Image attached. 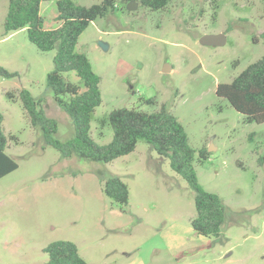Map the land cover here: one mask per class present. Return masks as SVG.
<instances>
[{
    "label": "rangeland",
    "instance_id": "374dc122",
    "mask_svg": "<svg viewBox=\"0 0 264 264\" xmlns=\"http://www.w3.org/2000/svg\"><path fill=\"white\" fill-rule=\"evenodd\" d=\"M135 3L129 10L117 1L79 36L76 49L100 77L90 135L110 141V126L100 128L98 120L115 108L151 112L165 104L189 144L208 152L194 167L203 188L224 204L220 233L192 228L193 190L143 139L109 162L62 157L46 144L7 92L25 88L41 98L57 122L54 137L72 138L73 123L46 85L55 49H37L25 28L6 32L8 0H0V66L17 73L0 76L5 152L17 163L0 177V264H47L43 249L58 239L74 242L89 264H264V122L246 121L215 93L264 53V0H171L159 10ZM39 13L44 28L58 26L56 0L42 1ZM218 33L223 45L199 42ZM113 176L127 184L125 204L103 190Z\"/></svg>",
    "mask_w": 264,
    "mask_h": 264
},
{
    "label": "trees",
    "instance_id": "16d2710c",
    "mask_svg": "<svg viewBox=\"0 0 264 264\" xmlns=\"http://www.w3.org/2000/svg\"><path fill=\"white\" fill-rule=\"evenodd\" d=\"M42 1L46 0H8L4 29L12 32L25 28L29 41L37 49L43 52L55 49L54 67L47 73L46 85L52 91L55 103L70 117L73 137L63 142L54 137L56 120L46 115L42 99L34 98L29 90L22 88L18 94L8 91V97L20 100L29 122L41 129L46 144L58 150L62 157L77 155L91 161L109 162L133 151L137 141L143 139L159 156L169 160L170 168L193 190L195 215L191 219L192 228L201 235L217 236L225 207L216 193L206 191L199 183L194 167L195 161L203 163L208 159V152L204 147L195 149L189 144L183 125L165 104L151 112L135 107L115 108L98 120L100 128L110 126V141L98 143L90 135L91 117L101 102L100 77L86 54L76 49L79 36L91 21L113 10L117 1L125 6L135 1L150 10H159L171 0H101L88 6L74 0H56L58 26L51 29L42 25L39 13ZM261 36L264 38V30ZM69 73L75 80L68 79ZM16 75L0 66L1 77ZM215 93L244 114L246 121L264 122V53L229 82L218 83ZM2 120L0 113V177L17 168L16 161L5 152L10 136L4 133ZM103 190L119 204L128 200L127 184L117 176L109 177ZM43 251L48 256L47 264H89L70 240H54Z\"/></svg>",
    "mask_w": 264,
    "mask_h": 264
},
{
    "label": "water",
    "instance_id": "95a60500",
    "mask_svg": "<svg viewBox=\"0 0 264 264\" xmlns=\"http://www.w3.org/2000/svg\"><path fill=\"white\" fill-rule=\"evenodd\" d=\"M137 6V4L134 1H131L127 4L126 8L131 10L134 9ZM199 42L202 45H223L225 42V35L223 33H218V34H203L199 38ZM99 45L103 50L107 49V45L103 42H99Z\"/></svg>",
    "mask_w": 264,
    "mask_h": 264
}]
</instances>
